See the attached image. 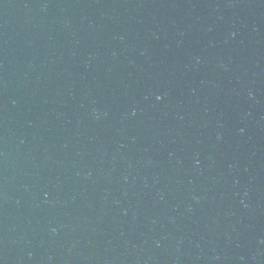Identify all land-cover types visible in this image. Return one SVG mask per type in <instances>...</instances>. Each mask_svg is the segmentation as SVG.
Wrapping results in <instances>:
<instances>
[{
	"label": "water",
	"instance_id": "1",
	"mask_svg": "<svg viewBox=\"0 0 264 264\" xmlns=\"http://www.w3.org/2000/svg\"><path fill=\"white\" fill-rule=\"evenodd\" d=\"M0 264H107L38 0H0Z\"/></svg>",
	"mask_w": 264,
	"mask_h": 264
}]
</instances>
